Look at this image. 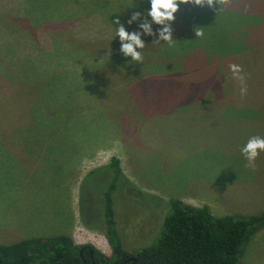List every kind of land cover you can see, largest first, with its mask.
<instances>
[{
	"label": "rangeland",
	"instance_id": "374dc122",
	"mask_svg": "<svg viewBox=\"0 0 264 264\" xmlns=\"http://www.w3.org/2000/svg\"><path fill=\"white\" fill-rule=\"evenodd\" d=\"M146 10L149 0H0V245L66 236L110 256L111 158L127 251L154 244L171 199L216 217L264 212V152L255 170L241 153L264 138V0L180 4L171 46L154 42L162 26ZM145 18L155 35L142 33ZM116 19L142 33L141 62L123 56ZM239 264H264V227Z\"/></svg>",
	"mask_w": 264,
	"mask_h": 264
},
{
	"label": "trees",
	"instance_id": "16d2710c",
	"mask_svg": "<svg viewBox=\"0 0 264 264\" xmlns=\"http://www.w3.org/2000/svg\"><path fill=\"white\" fill-rule=\"evenodd\" d=\"M188 28L184 30L185 34L190 33ZM209 52L206 49L205 54L196 55L205 60ZM216 54L219 58L228 57L225 53ZM205 63L207 67V61ZM135 71L134 74L139 70ZM96 73L102 75L103 71L98 69ZM109 168L113 176L103 192L102 207L104 236L110 256L92 245L76 246L68 237L57 236L0 245V264H239L244 244L264 227V212L250 217H216L207 207H194L171 199L154 244L127 251L117 230L112 198L116 184L123 176L118 159L111 158Z\"/></svg>",
	"mask_w": 264,
	"mask_h": 264
},
{
	"label": "clouds",
	"instance_id": "9594fccd",
	"mask_svg": "<svg viewBox=\"0 0 264 264\" xmlns=\"http://www.w3.org/2000/svg\"><path fill=\"white\" fill-rule=\"evenodd\" d=\"M149 2L150 10H146V17H150L151 22L155 25L162 26V30H159L158 32L159 39L154 42L159 43L163 41L171 46L173 39L171 35L172 30L169 25L174 21L175 14L178 12V6L180 4H193L199 7L207 5L209 8H213L216 5L219 7L220 5L227 4L228 0H149ZM140 18V12H135L128 21V24L131 25L133 22L140 20ZM112 23L118 25V28L116 29V37H119L123 56L126 58L131 57L132 62L134 63L141 62L142 53L137 51V49H143L145 47V43L141 39V34L143 33L147 36L155 35L151 29L152 23L145 18L139 25L142 33L140 31L129 33L126 31L120 19H116ZM203 35V31L199 30V27L196 28L195 36L203 37ZM229 68L234 78L243 81V77L240 76L242 69L239 65L231 64L229 65ZM246 92V87H242L241 95L246 94ZM261 152H264V138L258 136L251 137L246 145L241 149L242 155L247 160L246 167L255 170V161Z\"/></svg>",
	"mask_w": 264,
	"mask_h": 264
},
{
	"label": "crops",
	"instance_id": "0c3cea01",
	"mask_svg": "<svg viewBox=\"0 0 264 264\" xmlns=\"http://www.w3.org/2000/svg\"><path fill=\"white\" fill-rule=\"evenodd\" d=\"M150 77L149 78H147V79H143V80H141V81H138L137 83H130L129 85H127V87L128 88H133V87H140V84H143L145 81L148 83V84H150ZM127 88V89H128ZM131 88V90L133 91V89ZM126 89V87L123 89V87L121 88V92H123V94H125V92H124V90ZM0 238H2V236L0 235Z\"/></svg>",
	"mask_w": 264,
	"mask_h": 264
},
{
	"label": "flooded vegetation",
	"instance_id": "af4514ba",
	"mask_svg": "<svg viewBox=\"0 0 264 264\" xmlns=\"http://www.w3.org/2000/svg\"><path fill=\"white\" fill-rule=\"evenodd\" d=\"M90 257L92 258V252L90 251Z\"/></svg>",
	"mask_w": 264,
	"mask_h": 264
}]
</instances>
